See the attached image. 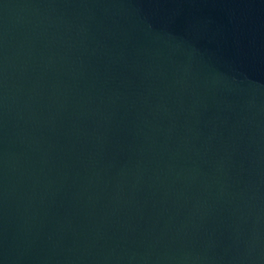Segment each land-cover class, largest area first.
Here are the masks:
<instances>
[{
	"label": "water",
	"instance_id": "obj_1",
	"mask_svg": "<svg viewBox=\"0 0 264 264\" xmlns=\"http://www.w3.org/2000/svg\"><path fill=\"white\" fill-rule=\"evenodd\" d=\"M0 264H264V0H0Z\"/></svg>",
	"mask_w": 264,
	"mask_h": 264
}]
</instances>
